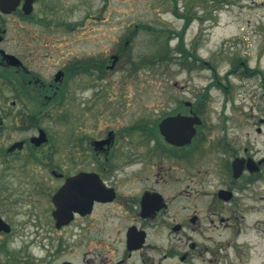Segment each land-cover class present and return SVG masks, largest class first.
Returning a JSON list of instances; mask_svg holds the SVG:
<instances>
[{
    "label": "flooded vegetation",
    "instance_id": "af4514ba",
    "mask_svg": "<svg viewBox=\"0 0 264 264\" xmlns=\"http://www.w3.org/2000/svg\"><path fill=\"white\" fill-rule=\"evenodd\" d=\"M40 1L31 14L23 10L25 0L11 13L0 10V86L6 89H0V183L17 165L29 168L39 194L52 192L58 247L42 259L76 264L59 259L83 247V264H231L219 255L221 242L193 239L221 227L241 231L239 190L264 172V157L248 146L238 150L226 111L219 128L208 120L211 88L229 86L217 80L195 97L171 95L161 109L143 105L141 96L110 94L111 83L124 84L109 76L122 73L129 41L111 55L60 48L54 39L65 36L29 30L57 24L34 18ZM64 25L70 34L77 28ZM133 64L130 72L137 70Z\"/></svg>",
    "mask_w": 264,
    "mask_h": 264
},
{
    "label": "rangeland",
    "instance_id": "374dc122",
    "mask_svg": "<svg viewBox=\"0 0 264 264\" xmlns=\"http://www.w3.org/2000/svg\"><path fill=\"white\" fill-rule=\"evenodd\" d=\"M177 1L180 14L189 11L193 15L183 39L179 35L185 20L175 14L174 0H41L35 6L34 18L44 17L57 24L54 28L32 24L29 30L42 31L51 39L60 34L65 39H54L60 48L92 47L96 55H111L129 41L122 73L109 76L110 81L123 79L124 84L117 87L111 83L110 94L141 96V103L149 107H165L171 95L195 97L219 80L229 86V94L211 88L206 110L209 122L219 128L226 111L230 118L226 125L238 150L243 153L248 146L254 156L264 157V0ZM64 23L77 26L71 34L82 45L72 44L71 30ZM181 41L203 60H191L194 71L179 67L184 59L177 51ZM164 47L161 55L168 53L169 59L155 60ZM133 62L137 70L130 72L135 68ZM203 62L211 64L213 70ZM246 67L263 74L245 76ZM175 83L179 87L175 88ZM180 86H186L184 91ZM45 126L49 127L50 121ZM16 166L2 175L0 183V215L12 227L11 233H0V264H46L49 260L42 257L56 254L58 247V233L51 226L52 192L39 194L38 184L25 173L29 168ZM259 177L239 190L240 196H245L240 208L245 216L241 231L221 227L193 234L194 240L209 245L224 244L219 255L228 257L231 264H264V172ZM84 251L83 247L66 250L59 261L83 264Z\"/></svg>",
    "mask_w": 264,
    "mask_h": 264
},
{
    "label": "trees",
    "instance_id": "16d2710c",
    "mask_svg": "<svg viewBox=\"0 0 264 264\" xmlns=\"http://www.w3.org/2000/svg\"><path fill=\"white\" fill-rule=\"evenodd\" d=\"M175 1V9H174V12H175V14L179 17V18H181V19H184L185 20V27H184V29H183V33L181 34V35H179L180 36V38L181 39H183V36H184V34H185V32H186V30H187V28H188V26L191 24V22H192V19H193V15H191L190 13H189V11H187V13H185V14H180L179 13V11H178V3H179V1H177V0H174ZM150 29V28H149ZM172 34H174V35H176L173 31H172ZM168 44V43H167ZM168 46V45H167ZM164 49H165V47L164 48H162V50L159 52V59L160 60H166V59H169V58H167L168 57V53H165V55L164 56H162L161 54H162V52L164 51ZM177 51L179 52V53H181L183 56H184V59H183V61L181 62L182 64H191L192 63V61L193 62H199V61H201V59L197 56V55H195L194 53H192L191 51H188L186 48H185V45H184V43H183V41H181V43L179 44V46H178V48H177ZM192 60V61H191ZM239 65H240V63H238ZM236 68H238V67H235L234 69H236ZM246 69H248V67L246 68ZM248 71H249V75L250 76H259L260 74H263V72L261 71V70H258V69H254V70H252V69H248ZM213 84H216V83H213ZM212 86V85H211ZM225 92H226V94H229V89H227V90H225ZM208 94V93H207Z\"/></svg>",
    "mask_w": 264,
    "mask_h": 264
},
{
    "label": "water",
    "instance_id": "95a60500",
    "mask_svg": "<svg viewBox=\"0 0 264 264\" xmlns=\"http://www.w3.org/2000/svg\"><path fill=\"white\" fill-rule=\"evenodd\" d=\"M35 0H25L23 10L25 11L26 14H31L33 11V2ZM21 0H0V10L3 13H11L14 11L19 5H20ZM168 121L166 120L163 123V127L166 128L168 125ZM234 170H235V176L240 177L242 173V161L237 160L233 164ZM57 196H55L54 201L56 202ZM12 231L11 226L9 223H7L1 216H0V233L4 232L6 234H9Z\"/></svg>",
    "mask_w": 264,
    "mask_h": 264
}]
</instances>
